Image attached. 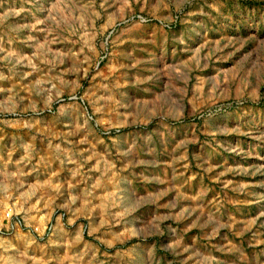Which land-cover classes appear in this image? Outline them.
<instances>
[{"label":"rangeland","instance_id":"374dc122","mask_svg":"<svg viewBox=\"0 0 264 264\" xmlns=\"http://www.w3.org/2000/svg\"><path fill=\"white\" fill-rule=\"evenodd\" d=\"M0 264H264V0H0Z\"/></svg>","mask_w":264,"mask_h":264}]
</instances>
